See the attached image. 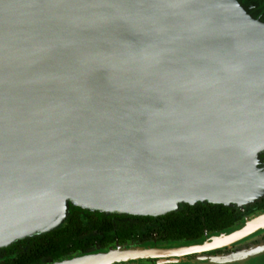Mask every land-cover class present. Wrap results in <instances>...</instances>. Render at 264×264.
Listing matches in <instances>:
<instances>
[{
    "label": "water",
    "instance_id": "obj_1",
    "mask_svg": "<svg viewBox=\"0 0 264 264\" xmlns=\"http://www.w3.org/2000/svg\"><path fill=\"white\" fill-rule=\"evenodd\" d=\"M264 20L240 0H0V248L68 202L157 217L264 191ZM264 233V211L194 240L51 264L184 262Z\"/></svg>",
    "mask_w": 264,
    "mask_h": 264
},
{
    "label": "trees",
    "instance_id": "obj_2",
    "mask_svg": "<svg viewBox=\"0 0 264 264\" xmlns=\"http://www.w3.org/2000/svg\"><path fill=\"white\" fill-rule=\"evenodd\" d=\"M139 223L157 221L163 234V240H194L204 232L210 233L232 226L236 219L230 207L211 203L182 204L178 210L161 216L138 217ZM135 226L119 228V242L133 231ZM113 229L111 215L105 212L89 211L68 202V213L63 225L47 233L17 240L2 248H15V257L0 264H39L43 259L53 261L71 252L86 253V244L82 238L100 235V247L107 248L110 241L109 233ZM88 241V240H87ZM90 241V240H89ZM1 250V249H0ZM95 250V249H94Z\"/></svg>",
    "mask_w": 264,
    "mask_h": 264
},
{
    "label": "rangeland",
    "instance_id": "obj_3",
    "mask_svg": "<svg viewBox=\"0 0 264 264\" xmlns=\"http://www.w3.org/2000/svg\"><path fill=\"white\" fill-rule=\"evenodd\" d=\"M242 3L245 4L246 8L250 12V14L259 17L260 19L264 20V1L262 0H240ZM264 153L259 155L260 163L258 164V169L261 172H264V160H263ZM230 206H233L236 214H237V222L243 221L244 219H247L254 214L258 212L264 211V191L257 196L240 203H230ZM63 224V221L59 226ZM162 236V233L160 231L159 223L157 221H154L153 223L143 225L141 226L137 231L133 233L132 238L129 239L130 242H133V244H147L152 242H158V238ZM259 236V235H258ZM254 237L246 242H243L241 244L236 245L233 248H229L225 250L224 252L217 254V255H208V254H200L195 255L192 257L189 262L193 263H205L209 262L211 259H224V258H230V257H244L243 254L246 253H255V250L253 249V246L257 245L258 243H263L264 238L260 237ZM115 235L111 234V238L114 239ZM263 239V240H262ZM87 240L91 241V245H95L98 241L97 238H93L92 235H88L84 238H82L83 242H87ZM49 261H44L43 264H48ZM140 262L136 261L134 264H139ZM157 264H160L158 261Z\"/></svg>",
    "mask_w": 264,
    "mask_h": 264
},
{
    "label": "flooded vegetation",
    "instance_id": "obj_4",
    "mask_svg": "<svg viewBox=\"0 0 264 264\" xmlns=\"http://www.w3.org/2000/svg\"><path fill=\"white\" fill-rule=\"evenodd\" d=\"M262 1H264V0H262ZM263 160H264V155H263ZM202 204V203H201ZM226 207H230L231 208V210L233 211V214H234V217H235V219H236V222H237V214H236V212H235V210H234V208H233V206H226ZM108 214V213H107ZM108 215H111V220L113 221V229H112V231L109 233V238H110V241H109V243H108V245H107V247H110V246H114V245H118V246H121V245H128V244H133V242H130L129 241V239L130 238H132V236H133V233L135 232V231H137L141 226H143V225H147V224H150V223H153L154 221H152V222H143V223H139V220H138V217H142V216H137V215H126V214H115V213H109ZM64 223V222H63ZM63 225V224H62ZM61 225V226H62ZM61 226H59V227H61ZM130 226H135V228L133 229V231L123 240V242L121 243V242H119L120 241V239H119V228L120 227H130ZM58 227V228H59ZM57 229V228H56ZM160 231H161V229H160ZM162 233V232H161ZM206 232H204V234H205ZM111 234H114L115 235V237H114V239H112L111 238ZM93 237V236H92ZM162 237H163V234H162V236H160L159 238H158V240L160 241V240H163L162 239ZM258 237H260V238H264V233L263 234H261V235H259ZM93 238H97L98 239V241H97V243L95 244V245H91L90 243H91V241H87V242H83V241H81L82 242V244H86V246L88 247V250L89 249H91V250H94V249H97V248H99L100 246V238H101V236L100 235H97V237H93ZM257 238V237H256ZM24 239V238H23ZM23 239H20V240H23ZM82 240V239H81ZM263 240V239H262ZM264 241V240H263ZM12 244V243H11ZM10 244V245H11ZM9 246V245H8ZM5 247H7V246H5ZM5 247H1L0 249V263L1 262H3V261H5V260H11L12 258H14L15 257V248H11L10 250H8V251H6V250H3L2 248H5ZM233 247H235V246H232V247H230V248H233ZM227 249H229V248H225V249H222V250H218V251H212V252H206V253H204V254H208V255H217V254H220V253H222V252H224L225 250H227ZM253 249L255 250V253H262L261 254V256H259L258 257V259L260 260V259H263V263L262 264H264V242L263 243H258L257 245H255V246H253ZM81 253V251H75V252H71V253H69L68 255H66V256H64V257H62V258H60V259H58L57 261H59V260H62V259H65V258H68V257H71V256H73V255H76V254H80ZM195 255H191V256H186V257H184L182 260L184 261V262H189V260L192 258V257H194ZM49 261V263L48 264H51V263H53V262H55V261H53V260H51V259H49V258H46V259H43L39 264H43L44 263V261ZM158 261L159 260H156V259H150V260H138V262H140L139 264H157L158 263ZM134 262H136V261H129L128 262V264H134ZM119 264H126L125 262H121V263H119Z\"/></svg>",
    "mask_w": 264,
    "mask_h": 264
}]
</instances>
